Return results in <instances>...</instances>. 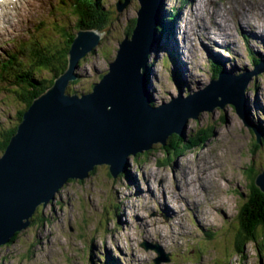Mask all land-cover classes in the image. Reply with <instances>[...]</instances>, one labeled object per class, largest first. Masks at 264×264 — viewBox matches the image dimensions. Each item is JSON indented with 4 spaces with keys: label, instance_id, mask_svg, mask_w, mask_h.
Instances as JSON below:
<instances>
[{
    "label": "rangeland",
    "instance_id": "rangeland-1",
    "mask_svg": "<svg viewBox=\"0 0 264 264\" xmlns=\"http://www.w3.org/2000/svg\"><path fill=\"white\" fill-rule=\"evenodd\" d=\"M70 1L17 0L11 26L0 28V132L17 121L24 107L23 94L14 85L15 71L5 72L1 62L8 53L16 52L23 65L28 64V52L19 50L28 36H43L41 40L61 44L57 27L67 24L71 30L74 26ZM116 1L105 0L103 11L109 21L99 44L81 59L77 89L88 92L90 84L99 81L136 17L138 0H129L118 12ZM174 4L182 7L174 24L175 36L168 44L178 46L177 55L165 63L166 52L161 45L151 52L155 64L149 88L159 101H170L179 90L186 95L205 87L215 78V56L222 58L224 67L234 74L255 68L250 53L264 63V37L244 40L247 20L242 17V23H237L234 17L235 10L253 12L260 8L262 14L256 9L251 20L264 29V0H165L163 11H171ZM217 23L223 24V33L229 36L218 35ZM205 35L214 43L202 42ZM45 76H50L46 70L35 72L38 79ZM246 96L262 129L260 146H254L256 134L231 104L201 113L187 124L188 136L213 131L201 148L173 159L171 152L165 153L166 147L155 143L144 151L147 154L130 156L135 196L125 215L115 212L117 177L109 174L106 164L97 165L82 180H70L59 188L44 208L39 206L45 220L31 222L10 244L1 245L0 264H155L157 253L141 247L144 241L158 243L168 254V260L157 264H264L260 226L254 233L257 244L248 241L240 249L234 240L237 234L251 235L247 223L240 219L241 209L251 196L247 168L253 167L251 171L257 173L264 169V68L248 82ZM165 200L167 213L163 210ZM162 232L164 236L172 232L171 237H160ZM109 256L115 260L109 261Z\"/></svg>",
    "mask_w": 264,
    "mask_h": 264
},
{
    "label": "water",
    "instance_id": "water-1",
    "mask_svg": "<svg viewBox=\"0 0 264 264\" xmlns=\"http://www.w3.org/2000/svg\"><path fill=\"white\" fill-rule=\"evenodd\" d=\"M128 2L117 0L116 11ZM138 2L131 34L119 41L114 59L90 91L69 93L68 87L77 78L79 61L104 33L79 29L67 52L65 70L24 110L0 155V246L26 229L36 209L53 200L68 180H82L100 164L118 179L115 212L125 215L135 196L130 156L150 150L155 143L165 146L171 134L188 136V122L201 113L231 104L260 145L262 129L246 94L248 82L264 63L237 74L223 68L205 87L187 95L179 90L170 101H159L149 88L147 71L165 0ZM254 185L264 192V169L256 174ZM140 246L155 250V264L168 260L158 243L144 241Z\"/></svg>",
    "mask_w": 264,
    "mask_h": 264
},
{
    "label": "trees",
    "instance_id": "trees-1",
    "mask_svg": "<svg viewBox=\"0 0 264 264\" xmlns=\"http://www.w3.org/2000/svg\"><path fill=\"white\" fill-rule=\"evenodd\" d=\"M120 2H123V0H120ZM184 3L185 2H183V4ZM104 4L105 0H71L69 7L70 13L75 19L74 26L71 28V30L67 29V24H61L57 27V29L59 30V34L63 38L61 44H56L55 40L53 39H48V41L41 40L44 38L43 36L41 37V39H36L34 35L28 36L24 38L27 41L21 43V46L19 48V50L23 48L28 52V56L30 58L28 64L23 65V63L18 59L19 56L18 54H16V52L8 53L6 60L1 62V65L3 66L2 68H4L3 70L5 72L9 73L12 70L15 71L12 74L14 78V85H18L19 92L23 94L22 99L24 107L19 110L17 121L12 126L6 127L0 132V153L4 151L10 140V137L13 133H15L16 127L22 118L24 110L27 109V107L35 97L40 95L48 86L53 83L55 77H57L65 70L67 66V52L73 41L75 32L79 29H95L99 32L105 30L106 24L109 21V17L107 15L108 13L103 11ZM181 7V5L177 6L176 4H174L170 7L171 11L164 12L162 8V11L160 13L158 26L156 27L158 35L156 45H161V47H163L164 49V52H166V57L164 59L165 63L167 62L168 58L177 55L175 49L178 48H173L171 46V43L168 44V39L175 36L176 27L173 28V24L177 19ZM135 23L136 18L132 20V23L126 29L125 35L131 34ZM50 28L53 30L54 27L50 26ZM72 30H74V32H72ZM164 37L166 38V40H164ZM249 58L252 62V66H255L261 60L252 53L249 54ZM214 63V76L217 77L219 72L225 67L224 63L219 62L218 60H214ZM154 64L155 60L154 58H151V60L148 62L149 67L147 71V75L149 77L151 74L152 66H154ZM80 65L81 60L79 61V66ZM43 70H46V72L49 73L50 76H45L42 79H38L37 77H35L36 71L42 72ZM104 73L105 72L101 73L99 75V78H101ZM80 81L81 75L80 73H78L77 78L74 81L70 82V85L68 87L69 93H86V90H84L82 87H78V89L76 88V85ZM27 82L30 83L28 84L29 88L25 86ZM92 83L90 84L91 88L95 82L93 84ZM151 104L154 105L153 101L151 102ZM212 133L213 131L210 129L203 130L195 135L185 136L183 138H181L177 134H171L166 141V145L164 146L166 147L165 153L168 155L171 152L172 158L174 159L184 155L186 152L201 148L207 142V140L212 137ZM175 137L177 138L175 139ZM261 141H263V139ZM254 146L257 147L260 145L254 142ZM147 153L148 152H144V154ZM167 158H169V156ZM95 169L96 167L92 171H90V173H93ZM251 170H253V167L251 169L249 167L247 168V179L250 181L249 186H251V196L249 197V200L243 205L244 207L241 209L240 213V219L241 221H245L247 223L246 227L247 230L250 229L251 235L250 237H242L240 234H237L235 236L234 240L236 246L240 249H242L243 244L247 243L248 241H251L253 244H257L258 238L264 240V192L260 191L259 188L254 185V179L257 172H252ZM40 215L41 213L38 207L32 216V222H34L35 224H37L38 222L42 223L44 218ZM259 226L262 231L259 237L256 238L254 236V233L255 229ZM16 235L17 233H15L13 237H11L10 242L15 238Z\"/></svg>",
    "mask_w": 264,
    "mask_h": 264
},
{
    "label": "bare ground",
    "instance_id": "bare-ground-1",
    "mask_svg": "<svg viewBox=\"0 0 264 264\" xmlns=\"http://www.w3.org/2000/svg\"><path fill=\"white\" fill-rule=\"evenodd\" d=\"M16 3H17V0H12V3L10 4V5H7V6H0V8H3V11L5 12V15L4 16H2V17H0V19H2V20H7V21H11L13 18H14V16L16 15V9H15V7H16ZM213 8V7H212ZM256 9H257V13L258 14H262V11H261V9L260 8H254V11L253 12H245V11H239V9L238 10H235L234 12V17H235V19L237 20V23H242V17L243 18H245L246 20H247V23L248 24H246V26H247V32H245L244 34H245V36L244 37H247V38H244L243 36H242V38L244 39V40H247V41H251V39H252V36L253 37H264V35H262V34H264V29H261L260 28V26L258 25V22H253L251 19H252V14H254V13H256ZM210 17H212V14L211 15H209ZM262 16H264V14L262 15ZM176 21V20H175ZM175 21H174V24H175ZM221 21V20H220ZM215 22V21H214ZM223 22V21H222ZM13 25L15 24V21L12 23ZM173 24V28H175L176 26ZM222 25L223 24H220V23H217V26H216V28L215 29H217V30H219V32H218V35H221L224 31H226L225 29H223L222 28ZM207 29V28H206ZM211 29V28H210ZM203 32V31H202ZM260 34H261V36H260ZM217 35V34H216ZM223 35H227V34H224L223 33ZM227 36H229V35H227ZM214 39V38H213ZM201 41L203 42V41H206L207 42V44H210V43H214V41H212L211 40V38H210V36L209 35H205L204 36V38H202L201 39ZM119 43V42H118ZM156 43H157V39H156ZM156 43H155V45H154V49H155V46H157L156 45ZM227 44V43H226ZM225 44V45H226ZM210 46V45H209ZM207 51V50H206ZM215 58L216 59H218V60H221V61H223V59L222 58H220V57H218V56H215ZM225 61V60H224ZM180 63V62H179ZM181 63H183V62H181ZM180 63V64H181ZM182 65V64H181ZM182 68V67H181ZM227 69V68H226ZM227 70H229V69H227ZM230 71V70H229ZM185 80L187 81V78L185 77ZM152 87V86H151ZM253 103H254V101H252ZM165 199H166V197H165ZM164 205H165V208L163 209L164 210V212L165 213H167V210H168V208H166V207H168L167 205H166V200H165V202H164ZM173 212H172V214H175L176 212H174V210H172ZM200 218V217H199ZM202 219H204V218H202ZM203 222V221H202ZM24 230V229H23ZM23 230H21V231H23ZM20 231V232H21ZM163 233V232H162ZM172 233V232H171ZM171 233H165V236H164V233L160 236V237H164L165 239L167 238H170L171 237ZM49 245V244H48ZM115 258H113V257H111V256H109V260H114Z\"/></svg>",
    "mask_w": 264,
    "mask_h": 264
},
{
    "label": "clouds",
    "instance_id": "clouds-1",
    "mask_svg": "<svg viewBox=\"0 0 264 264\" xmlns=\"http://www.w3.org/2000/svg\"><path fill=\"white\" fill-rule=\"evenodd\" d=\"M12 3V0H0V6H7ZM5 12L3 11V8H0V17L4 16ZM11 22L7 20L0 21V28L10 27Z\"/></svg>",
    "mask_w": 264,
    "mask_h": 264
},
{
    "label": "flooded vegetation",
    "instance_id": "flooded-vegetation-1",
    "mask_svg": "<svg viewBox=\"0 0 264 264\" xmlns=\"http://www.w3.org/2000/svg\"><path fill=\"white\" fill-rule=\"evenodd\" d=\"M177 137H175V139H176ZM164 147V146H163ZM8 244H10V242H8Z\"/></svg>",
    "mask_w": 264,
    "mask_h": 264
}]
</instances>
